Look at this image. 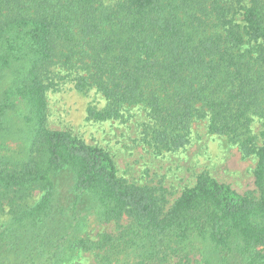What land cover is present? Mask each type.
Instances as JSON below:
<instances>
[{
  "label": "trees",
  "instance_id": "1",
  "mask_svg": "<svg viewBox=\"0 0 264 264\" xmlns=\"http://www.w3.org/2000/svg\"><path fill=\"white\" fill-rule=\"evenodd\" d=\"M67 83L93 94L94 122L142 107L158 154L208 119L257 157L256 191L202 172L169 206L104 148L49 127V94ZM2 215L0 264H72L78 252L94 259L75 264H264V0H0ZM90 215L120 230L83 236Z\"/></svg>",
  "mask_w": 264,
  "mask_h": 264
},
{
  "label": "rangeland",
  "instance_id": "2",
  "mask_svg": "<svg viewBox=\"0 0 264 264\" xmlns=\"http://www.w3.org/2000/svg\"><path fill=\"white\" fill-rule=\"evenodd\" d=\"M116 1V0H108ZM64 85L62 92L49 94V127L54 130H70L86 143L107 150L113 157L119 175L140 186L162 187L167 191L169 206L182 192L193 187L202 172L230 185L239 193L255 192V155L246 157L238 145L228 137L211 134L208 119L193 121L190 144L176 152L156 153L143 141V124L149 121L140 106H128L125 117L118 120L94 122L87 118L86 108L94 98L86 97ZM101 99V97L99 98ZM259 133V124L253 126ZM72 175L64 173L59 184L64 194L68 193ZM41 192H35L33 202L39 200ZM7 216H0V221ZM83 236L96 238L100 233H117L120 228L115 222L102 223L94 215L85 217ZM127 219L120 223L125 225ZM91 252H78L72 264L90 263Z\"/></svg>",
  "mask_w": 264,
  "mask_h": 264
}]
</instances>
